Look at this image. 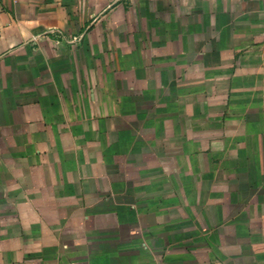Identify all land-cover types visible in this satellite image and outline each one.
<instances>
[{
	"label": "crops",
	"instance_id": "crops-1",
	"mask_svg": "<svg viewBox=\"0 0 264 264\" xmlns=\"http://www.w3.org/2000/svg\"><path fill=\"white\" fill-rule=\"evenodd\" d=\"M0 264H264V0H0Z\"/></svg>",
	"mask_w": 264,
	"mask_h": 264
},
{
	"label": "built area",
	"instance_id": "built-area-1",
	"mask_svg": "<svg viewBox=\"0 0 264 264\" xmlns=\"http://www.w3.org/2000/svg\"><path fill=\"white\" fill-rule=\"evenodd\" d=\"M76 37H73V40L75 39ZM77 39V38H76Z\"/></svg>",
	"mask_w": 264,
	"mask_h": 264
}]
</instances>
